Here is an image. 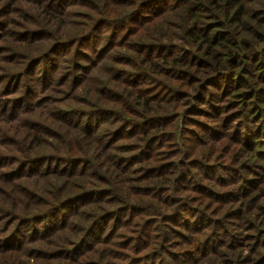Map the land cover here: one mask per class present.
<instances>
[{
	"label": "trees",
	"instance_id": "obj_1",
	"mask_svg": "<svg viewBox=\"0 0 264 264\" xmlns=\"http://www.w3.org/2000/svg\"><path fill=\"white\" fill-rule=\"evenodd\" d=\"M7 40L0 264H264V0H0Z\"/></svg>",
	"mask_w": 264,
	"mask_h": 264
},
{
	"label": "rangeland",
	"instance_id": "obj_2",
	"mask_svg": "<svg viewBox=\"0 0 264 264\" xmlns=\"http://www.w3.org/2000/svg\"><path fill=\"white\" fill-rule=\"evenodd\" d=\"M74 9H77V10H79V11H81V12H87V9H86V8H84V7H80V6H78L77 8H74ZM75 19H77L76 16H70L69 18L66 19V21H67L68 23H70L71 21H73V20H75ZM137 27H138V25H137ZM137 27H135V28H137ZM135 28H132V29H135ZM146 33H147V30H145V29H143V28H140V29L137 31L136 34H137V36H140V35H142V34H146ZM2 49H6V50H5L4 52L1 53L0 65H2L3 68L0 69V72H3V71H4V68H6L8 65H12V64H10L9 62H6L7 60H5L6 57H8V58L10 57L9 54L11 53V52L8 50V49H10V44H9L8 40H7L6 42H2ZM119 49H121V51L124 50L123 47H119ZM119 49H118V50H119ZM118 50H117V53L120 54L121 51H118ZM116 83H121V80H120V79L117 80ZM96 87H97L96 82H84V83H82V84L78 87L76 93L79 95V99H82L83 96H84V97H89V96L91 95V92H92L93 90H95ZM47 95H49L50 97H53V98H55V99H58V98L60 97L61 94H59V93H57V92H54V91H48V92H47ZM71 98H72V97H68V96H65V97H64V99H71ZM56 105H59L58 102H56ZM81 105L86 106V104H81ZM35 116H36V117H40V118H49V119H50V116H49L48 112H45V113L42 114V115L35 114ZM1 258H2V256H0V260H1ZM6 260L9 261L10 258L8 257V258H6Z\"/></svg>",
	"mask_w": 264,
	"mask_h": 264
}]
</instances>
